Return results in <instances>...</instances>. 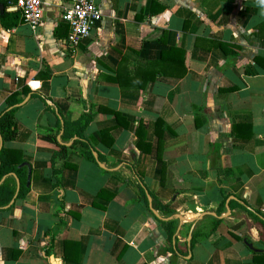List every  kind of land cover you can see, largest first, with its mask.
Segmentation results:
<instances>
[{"label":"crops","instance_id":"1","mask_svg":"<svg viewBox=\"0 0 264 264\" xmlns=\"http://www.w3.org/2000/svg\"><path fill=\"white\" fill-rule=\"evenodd\" d=\"M95 1L102 20L76 49L62 22L73 0H42L36 31L0 3V113L10 95L31 90L18 135L3 144L32 171L25 199L0 211V264H255L264 253V0ZM14 12L19 23L4 29ZM90 105L97 114L84 135L98 165L58 127ZM59 144L67 158L53 163ZM135 173L178 217L173 241ZM208 217L222 222L200 238Z\"/></svg>","mask_w":264,"mask_h":264},{"label":"trees","instance_id":"2","mask_svg":"<svg viewBox=\"0 0 264 264\" xmlns=\"http://www.w3.org/2000/svg\"><path fill=\"white\" fill-rule=\"evenodd\" d=\"M1 23L4 29H11L14 26H16L19 23V15L17 13H7L1 18ZM164 54H162L163 57ZM124 66V63H123ZM122 66V68H123ZM122 68L119 70L118 74L121 76L120 78H117V82L122 85ZM186 74V69L183 71V75ZM161 75V72H156L153 77H150L151 80H155L158 76ZM149 78V79H150ZM148 79V80H149ZM147 79L143 82V84L140 85L141 88H144L146 84L149 82ZM31 94V90L24 87L20 89L19 91H16L12 95H10L5 102V108L4 110L0 113V136L2 137L3 140H13L15 137L18 135V128L15 122V115L16 112L19 108H14L16 105L21 104L24 99ZM41 99L44 100L42 96H39ZM95 107L94 105H90V111L88 113H85L78 121L74 123H67L62 121V118H60L58 127L62 128L64 131L63 138H75L74 144H80L83 147L86 148V151L84 152V157L97 164V161L95 157L93 156L94 149L92 147V144L90 141H88L85 138V130L87 127L91 124V122L94 120L96 116V112L94 111ZM98 111H102V108H99ZM59 114V113H58ZM112 114L115 115V117H119V114L117 112H113ZM60 116V115H59ZM162 130V133L160 131ZM237 126H234L232 128V133H236ZM164 125L163 122L158 120L157 126H156V134L159 136L163 135L164 132ZM249 136H251V132L249 131ZM102 139H106V137L109 135V132L103 131L101 132ZM107 146H111V143H105ZM162 147V143H161ZM160 151V150H159ZM68 154V147L64 144H59V151L56 152L53 156L52 162L54 163V160L56 157H60L63 159L67 158ZM159 160L161 159L160 153H159ZM103 158L99 157V161H102ZM23 164H28L24 159H23V153L21 150L18 149H11L7 148L5 144H3V147L0 150V182L2 181L3 178L7 177L2 184H0V211H5L6 207L11 203L13 200L16 189H17V182L16 180L19 181L20 183V191L18 193V196L16 198L17 200H23L27 196L28 192L30 191V186H27V176H28V168L27 167H21ZM29 165V164H28ZM30 166V165H29ZM165 167L166 165L163 163V168H162V181H164V176H165ZM130 168V166H129ZM131 169L134 171L133 167ZM105 173H109L105 170ZM135 177L137 178L138 186L141 190L142 198L144 199L146 205L148 206V199L146 192L147 187L144 184L143 180V175L141 173H135ZM53 179L55 180L54 182V187L56 189L61 188L62 181H61V172L57 170H53ZM152 197L153 200V207L154 209L159 212L162 216H164V219H169V221L165 220H159V223L161 226L165 229L168 238L170 241H173V239L176 236V232L179 228V222L177 218H174L175 212L171 211L168 206H164L160 204L155 196L151 193H149ZM100 196V194H99ZM227 200V196L224 197V201L217 210L218 216L221 215L223 209H224V204L225 201ZM62 205L63 201L61 199ZM14 205H12L13 207ZM253 215L258 214V212L252 213ZM211 219L210 221V231L207 235H204L200 238H209L211 235H213L218 228V226L221 224L222 220L219 219L218 217H208ZM62 225H59L58 228L53 230L51 232L52 239H54V236L56 234V231L60 229ZM238 228V227H237ZM248 243L250 241L247 239L245 240ZM177 242V239L175 240ZM198 242V239L196 238V233L193 234V240L191 241L189 250H193L195 244ZM254 262L255 264H264V253L260 255H255L254 257Z\"/></svg>","mask_w":264,"mask_h":264},{"label":"built area","instance_id":"3","mask_svg":"<svg viewBox=\"0 0 264 264\" xmlns=\"http://www.w3.org/2000/svg\"><path fill=\"white\" fill-rule=\"evenodd\" d=\"M0 3L19 11L22 21L36 31L43 19L42 0H0ZM102 20V13L95 0H73L62 16L69 27L67 43L76 49Z\"/></svg>","mask_w":264,"mask_h":264},{"label":"water","instance_id":"4","mask_svg":"<svg viewBox=\"0 0 264 264\" xmlns=\"http://www.w3.org/2000/svg\"><path fill=\"white\" fill-rule=\"evenodd\" d=\"M4 10H5L4 5L1 4V5H0V12H1V14L4 13ZM30 97H31V95H29V96H28V97H27V98H26L21 104L16 105L14 108H20V107L24 106V105L29 101ZM2 147H3V139H2V137L0 136V150H1ZM93 155H94V157L97 159V155H96L95 152L93 153ZM97 161H98V159H97ZM100 166H101L102 168H105L103 165H100ZM21 167H27V168H28L27 186H30V183H31V174H32L31 167H30L28 164H23V165H21ZM19 191H20V183H19V181L17 180V189H16V193H15V196H14L13 200L11 201L10 205H8V207H10V206H12V205L14 204V202H15L17 196H18ZM146 195H147V199H148V203H149V209L151 210V212H152V213H153L158 219H160V220H168V219H164V218H162V217L159 215V213L154 209V207H153V200H152L151 195H150L148 192H146ZM176 218H178V217H176ZM248 246H249L250 249L254 250V247H253L252 244H248ZM255 251H256V250H255Z\"/></svg>","mask_w":264,"mask_h":264}]
</instances>
